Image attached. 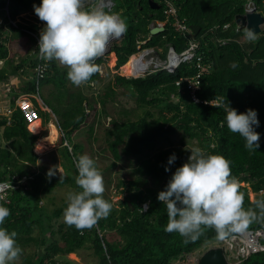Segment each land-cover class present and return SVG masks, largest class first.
Masks as SVG:
<instances>
[{
    "label": "trees",
    "instance_id": "obj_1",
    "mask_svg": "<svg viewBox=\"0 0 264 264\" xmlns=\"http://www.w3.org/2000/svg\"><path fill=\"white\" fill-rule=\"evenodd\" d=\"M172 1L178 9V17L185 18L188 27H200L197 36H193L190 28L178 34L165 24L162 34L148 40L149 26L164 21L162 5L150 0H116L112 12L127 16V31L111 48L118 59L115 67L124 66L129 56L137 52V37L146 41L142 49L153 48L162 58L168 45L180 52L188 40L199 41L205 60L210 62V70L201 77L197 97L201 101L224 97L238 113L255 110L259 127L254 126V129L260 134V147L249 151L244 138L228 130L223 108L193 103L184 89L185 84L176 86L181 78L196 73L190 65L182 64L174 73L160 71L135 79L114 73L90 100L80 89L68 88L74 85L67 79V68H60L57 61L41 59L46 69L39 86H53L55 106L47 107L60 118L57 122L63 139L58 152L63 177L62 182L56 175L49 178L48 172L56 173L55 168L36 167L38 156L33 149L38 135L28 130L18 109L10 116L9 123L6 116H0L1 136L5 142L4 147L0 146V182L15 184L0 199V206L10 210L5 224L0 227L17 233V243L23 249L17 264H71L64 257L80 250L91 251L97 264H174L205 243L221 246L222 240L214 229L205 228L199 238L188 242L178 233L165 231L166 205L158 201L157 196L166 189L176 169L187 162L193 147H200L207 154L224 156L230 162L232 176L239 181L244 208H254L248 188L240 183H246L255 194L264 189V28L249 42L244 37V28H239L234 20L236 15L244 14L248 2L264 17V0ZM40 3L41 0H0V60L5 64L0 69V82L6 83L10 73L23 69L27 63L28 68L33 69L39 62L36 41L30 33H36L40 39L44 28V22L36 16L33 7ZM6 4L10 19L17 22L16 27L5 17ZM33 16L37 21L32 20ZM10 41L32 44L34 52L31 57L11 56L7 47ZM16 57L20 60L14 65ZM233 62L236 68L230 67ZM95 63L101 67L104 60L98 58ZM98 81L103 82L99 72L86 85L90 89ZM34 89L32 78L20 91L28 94L34 93ZM122 93L134 100L138 110L136 118L122 120V113H117L104 131L106 149L114 161L112 165L124 159L130 168L128 178L119 177L115 184L122 200L115 204L103 194L112 204L108 217L100 219L92 229L77 230L66 225L62 218L65 204L53 203L50 194L63 186L81 191L75 178L78 175L76 159L82 155L83 147L71 143V135L90 118L89 109L96 119L102 118L106 106ZM31 101L36 106L35 100ZM37 111L42 124L47 125L48 114L39 108ZM94 134L93 124L88 128V135ZM173 154L176 160L168 165ZM165 167L169 171H165ZM143 205H147L146 211L141 210ZM263 225L264 222H254L248 229ZM28 248H31L30 253ZM241 264H264V253Z\"/></svg>",
    "mask_w": 264,
    "mask_h": 264
},
{
    "label": "clouds",
    "instance_id": "obj_2",
    "mask_svg": "<svg viewBox=\"0 0 264 264\" xmlns=\"http://www.w3.org/2000/svg\"><path fill=\"white\" fill-rule=\"evenodd\" d=\"M86 4L87 0H41L39 6H33L36 16L44 22L38 44L40 58L45 61H57L60 68H67V79L77 87L87 84L92 76L102 69L103 65L100 67L95 61L106 53L111 40L120 39L127 31V25L119 14L106 12L99 6L86 9ZM248 8L257 12L255 5L248 2L244 6V14L253 13L247 12ZM164 21L153 22L149 30ZM151 37L149 34L148 40ZM244 37L251 42L256 39V34L249 28L245 29ZM112 54L116 58L115 53ZM116 60L118 61L117 58ZM121 66L123 65H118L113 70H120ZM230 67L236 68L237 65L233 62ZM32 103L34 105V102ZM42 104L46 110H42L38 104L34 105L36 110L39 108L47 114L49 112V115L52 114L43 102ZM211 105L224 109L228 130L243 137L245 147L249 151H256L260 147V134L254 129V126L259 127L255 110L248 109L244 113H238L229 106L224 97L216 98V103ZM52 117L56 119L54 114L50 118ZM38 120H41L42 124L39 114L36 121ZM31 124L27 123V128ZM190 151L187 162L176 169L166 189L160 191L157 196L158 201L166 205L167 233H178L188 242L199 238L204 229L208 228L214 229L218 238L223 240L231 234L245 232L254 222H264L263 196H259V192L255 194L251 191L254 194L255 206L247 210L244 208V194L240 191L239 181L231 174L230 162L224 156L207 154L200 147H193ZM175 160V154L171 155L168 165L173 164ZM76 169L78 175L75 183L81 191L67 194L64 222L77 230L92 229L100 219L108 217L112 204L103 196V176L93 158L86 154L79 156L76 159ZM165 171H169V168L165 167ZM54 175L53 170L48 172L49 178ZM146 209L147 205L141 208L142 211ZM9 215L10 210L0 206V225L5 224ZM16 237L15 231L9 232L0 227V264H17L23 255V249L18 245ZM225 260L227 261L226 257Z\"/></svg>",
    "mask_w": 264,
    "mask_h": 264
},
{
    "label": "rangeland",
    "instance_id": "obj_3",
    "mask_svg": "<svg viewBox=\"0 0 264 264\" xmlns=\"http://www.w3.org/2000/svg\"><path fill=\"white\" fill-rule=\"evenodd\" d=\"M162 5V4H161ZM33 15V14H32ZM124 22H127V16H120ZM36 20V17L33 16L32 20ZM262 26V30H263ZM7 35L8 32H5ZM26 40V39H25ZM27 42V40H26ZM9 54L12 55H19L21 58L28 56L31 57L32 52H34V47L31 44L22 43V42H16V41H10L7 44ZM108 55L105 57L104 64L102 66V80L98 81L94 86H92L90 89L86 84L81 85L79 87L70 86L68 85V88L72 91H76L77 89H80V91L83 93V95L87 96L88 99H92L95 97L97 92H99L104 85L107 82V78L111 76L114 73L118 74H124L122 70H129L132 64V60L130 62V65L127 64V66H124L121 70H113L116 65V58L112 57V52L110 51L107 53ZM9 56V58L11 57ZM17 59V57H16ZM15 60V59H13ZM20 60V59H19ZM17 59V62L19 61ZM114 60V61H113ZM28 63L23 67V71L21 74L27 75L28 73L32 74V68H28ZM9 82V81H8ZM54 88L52 85L46 86V87H40V98L42 102L46 106H55L54 104ZM15 103V102H14ZM14 106V105H13ZM136 104L133 99L128 98L125 94H118L116 97V101L112 104H108L106 106V114L100 117V113L97 112V115L99 114V119H96L93 112L89 109L91 116L89 119H87V122L85 125L81 126L77 131H75L71 135V143L73 144H81L83 147L82 155H88L89 157L93 158L96 161V165L99 168L103 180H104V186H105V192L104 196L105 198L108 197L112 203L117 204L122 200V196L118 195L115 190V184L117 182V179L119 177H125L128 178L127 173H129V165L127 163V160H122L116 162V166H113L112 163L114 162L112 159L111 154L106 149V143L104 141V131L108 128V124L115 119L117 113H122V120L130 119L134 120L136 118V112L138 111L136 109ZM97 110L99 111V106H97ZM131 111V112H130ZM53 115L48 112V118H50ZM54 117L50 118L48 120L47 125L41 124V120L37 121L35 124L28 125V130L34 134L38 135V139L35 141L34 144V153L37 154L38 160L36 163V167L41 165H46L50 168H55L57 171L55 173L56 177H63V172L60 166V163H62V160L60 158V150L62 147L61 140L63 139V136L61 134V131L58 126L59 117L54 115ZM96 116V115H95ZM59 118V119H58ZM57 120V121H56ZM94 124L95 128V134L91 137L88 135V128ZM106 128V129H105ZM2 130L0 129V146L4 147L5 142L2 139ZM177 141V138L175 139ZM41 145V146H40ZM56 159V160H55ZM66 173H69L66 171ZM13 180H17V177H13ZM242 186H245L248 188V192H250V201L251 203H254V194L251 193V190L246 185V183H240ZM2 185V184H0ZM12 185L15 184H10ZM10 187V188H11ZM0 191L5 190L4 188H0ZM69 192H76L74 188L70 186H63V187H57L55 191H52L50 196L53 195V203L55 204H65V208L67 207V194ZM2 194V193H1ZM5 197V196H4ZM45 198V197H42ZM0 199L2 197L0 196ZM64 208V210H65ZM62 218H64V211ZM212 247V244L205 243L199 250H196L195 252L191 253L189 256H187L182 261H177L174 264H197V259L200 255H202L204 252H206L208 249ZM31 248L27 249V252L30 253ZM94 256L91 255V251L89 250H80L78 253H70L64 257L65 260L71 261V264H97V260L93 258Z\"/></svg>",
    "mask_w": 264,
    "mask_h": 264
},
{
    "label": "built area",
    "instance_id": "obj_4",
    "mask_svg": "<svg viewBox=\"0 0 264 264\" xmlns=\"http://www.w3.org/2000/svg\"><path fill=\"white\" fill-rule=\"evenodd\" d=\"M162 4V11L165 17V21L161 24H157L159 27L169 24L173 31L178 34H183L189 29L186 24L185 18H179L177 8L175 7L172 0H154ZM8 3V2H7ZM94 6H99L103 8L104 11L112 13L116 6V0H87L86 9H90ZM5 15L8 19L9 24L16 27V22L11 20L8 15V4L3 8ZM247 12H253L252 8H248ZM40 32V31H39ZM31 37L36 41V47L38 48L39 38L36 33H30ZM122 38V37H121ZM120 38V39H121ZM111 40L108 44L106 53L100 58L105 61V57L109 52L111 46L119 40ZM140 37H137V52L130 57L132 58L131 71L136 72L141 69L144 65L143 70L140 73L132 74L131 71L128 74H119L121 76L138 78L145 77L149 74H153L160 71H166L168 73H174L182 64H187L193 67L196 73L192 76H187L181 78L175 84L176 86H181L182 83L185 84L184 89L188 91L190 99L193 103H203L205 105L215 104L216 101L211 100L201 101L197 97V92L200 89L201 77L208 73L210 70V62L205 60L204 54L201 52V43L199 41L188 40L186 47L180 51H175L172 45L167 46L165 57L162 58L160 55L155 53L153 48L142 49L141 45L145 44L146 41H141ZM36 58L39 60L36 67L34 68V83L35 91L33 94L26 95L16 102V107L22 116V119L31 124L38 119V112L30 101V99L35 100L36 104L40 106L42 110H46L45 106H42L39 93V81L43 78L46 69L45 64L40 63L39 51L37 50ZM147 56L148 59L144 60L143 57ZM100 75L103 73L102 69L99 71ZM15 108L6 106L4 101L0 99V116H6L9 123V118L14 112ZM0 188L5 190L0 191V196L2 199L7 194V190L11 187L8 183H0ZM1 190V189H0ZM2 193V194H1ZM259 196L264 198V189L259 191ZM262 199V198H261ZM145 205H143L144 208ZM146 211V210H143ZM223 253L228 261V264H241L248 258L264 253V225L257 229H247L243 233L231 234L229 237L221 241V246Z\"/></svg>",
    "mask_w": 264,
    "mask_h": 264
},
{
    "label": "water",
    "instance_id": "obj_5",
    "mask_svg": "<svg viewBox=\"0 0 264 264\" xmlns=\"http://www.w3.org/2000/svg\"><path fill=\"white\" fill-rule=\"evenodd\" d=\"M252 6V5H249ZM235 23L239 27L245 29H252L255 34H259L264 27V17L257 12L246 13L243 15L235 16ZM190 30L192 31L193 36H197L200 30V27L197 25H190ZM165 31L164 27L152 26L149 30L151 36H158ZM156 54V52L154 53ZM144 60L148 59L147 56L143 57ZM197 264H228L225 260L223 250L221 248H210L204 252L198 259Z\"/></svg>",
    "mask_w": 264,
    "mask_h": 264
},
{
    "label": "crops",
    "instance_id": "obj_6",
    "mask_svg": "<svg viewBox=\"0 0 264 264\" xmlns=\"http://www.w3.org/2000/svg\"><path fill=\"white\" fill-rule=\"evenodd\" d=\"M13 64H17L16 58ZM4 65V60H0V69L3 68ZM22 71V69H19L15 73H10L6 83L0 82V99L4 101L6 106H10L13 109L16 108V102L18 99L29 95L31 94L30 92H32L30 91L28 94H24L20 91V89L26 86V83L30 82L32 79V74L30 75L28 73L27 75H23L21 74ZM0 129L3 131V128Z\"/></svg>",
    "mask_w": 264,
    "mask_h": 264
},
{
    "label": "bare ground",
    "instance_id": "obj_7",
    "mask_svg": "<svg viewBox=\"0 0 264 264\" xmlns=\"http://www.w3.org/2000/svg\"><path fill=\"white\" fill-rule=\"evenodd\" d=\"M112 57H115V56H113V54L111 55ZM131 60H132V58L130 59V60H128V62L124 65V66H127V64H129L130 65V62H131ZM114 61V60H113ZM124 66H122V68H121V70L123 69V67ZM143 68H144V65H143V67L141 68V69H139V70H137L136 72H133V71H131V67L129 68V70H122L125 74H128L130 71H131V73L132 74H137V73H140L142 70H143ZM37 121H35V122H33L32 124H35ZM31 124V125H32Z\"/></svg>",
    "mask_w": 264,
    "mask_h": 264
}]
</instances>
